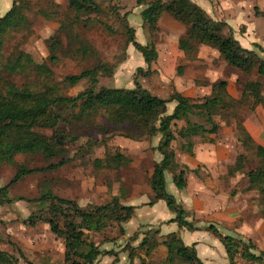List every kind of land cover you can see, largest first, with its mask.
<instances>
[{"label": "rangeland", "instance_id": "374dc122", "mask_svg": "<svg viewBox=\"0 0 264 264\" xmlns=\"http://www.w3.org/2000/svg\"><path fill=\"white\" fill-rule=\"evenodd\" d=\"M12 1L0 0V16L9 10ZM27 1L30 5L24 10L26 23L22 28L10 31L3 39L0 63H5L9 56L20 50L30 55L35 62H44L49 73H41L33 67L28 68L25 72L10 77L18 85L25 83L29 88L39 91L51 86L66 96L74 97L87 88L89 81L82 79L71 85L64 77L103 63L108 69L98 75L95 90L100 86L130 89L134 87L136 78L151 94L161 98L167 99L174 92H179L191 100H200L204 96H210L216 81L226 80L235 70L238 75L237 87L242 88V84L247 80H259L264 91V78L255 70L247 74L240 72L228 66L218 53L208 47L199 46L193 56H184L178 49V40L185 35L186 27L171 16L164 14L155 30L150 33L143 26L140 16L141 9L145 6L142 0H94L99 6L97 12L77 16L69 10L67 0ZM191 1L215 20H227L232 24L234 22V25L238 26L236 31H244V28L237 24L239 20L254 23L258 16L257 23H260V18L264 19V0ZM126 25L132 28L137 42H153L156 46L158 56L149 65L150 72L146 76L136 72L137 67L141 66L146 70L148 66L134 46L127 43ZM229 27L227 25L226 29L233 35V29ZM262 35L264 36V31ZM54 36L59 38L60 43L56 42L57 46L52 52L50 44ZM52 55L56 57L54 61L50 60ZM259 56L255 51V58L258 59ZM180 70L181 72H178ZM234 87L226 86L229 95ZM241 102L240 106L222 108L215 115V121L219 125L215 145H218V148L227 145L236 150V157L241 154L246 156L241 170L234 165L238 171L236 191L240 194L248 190L254 191L249 194L251 204L245 205L240 201L239 207L243 214L238 218L237 224L245 222L251 237L232 236L243 242L250 241L253 245L252 251L261 253L264 252V217L260 210V195L255 189L245 188L247 178L244 171L259 166L263 160L256 155L255 149H246L239 140L243 138L242 132H239V124L242 125L244 116L250 114L242 106L255 108L251 106V97ZM173 106V103L168 104V112H171ZM77 111L79 112L78 109ZM78 112H62L65 120L55 127V139L60 148L57 147L56 155L52 159H46L39 153L15 156L16 162L28 168L45 167L61 159L67 160L59 169L27 175L15 188L10 189L8 196L11 201L0 204V247L12 253L19 264H64L62 239L56 237L46 223L37 222L31 226L27 222L32 212L44 208V205L34 200L47 191L72 199L81 207L109 201L113 195L122 198L126 194V198L121 199L124 203H137L136 200L140 197L146 198V194L148 200L152 197L147 174L154 162L161 158L160 153L155 150L159 144V135L149 136L143 130L130 125L114 124L108 120L104 109L86 112L80 117ZM183 123L179 121L177 126L172 128L176 139L172 141L171 148L179 162L185 165L180 161V156L187 154L181 149L185 139L178 137L176 133ZM40 131L48 136L52 134L50 129ZM192 141L193 152L197 144L208 142L201 140L199 136L192 137ZM213 141L214 138L210 142ZM117 152L122 153L121 165H118L114 158ZM126 157L129 158V163L126 162ZM14 170L15 167L11 165L0 166V187L11 179ZM194 170V174L199 176L200 168ZM165 174L168 179L172 176L167 171ZM163 209H168L165 203ZM161 214L162 211L156 213L158 216ZM148 227L155 228L157 225L140 227L137 231V241L132 237L123 238L125 232L121 233L116 224L101 231H87L86 235L89 240L98 243L101 250H107L105 246L109 247L115 254L108 256L115 264V261H120L118 255L121 253L125 256L129 243L136 245L141 237L140 233L147 231ZM103 256L105 255L98 256L93 264H109V259ZM234 260L237 264L248 262L241 258L239 253L235 255ZM121 262L125 264L126 260L122 258Z\"/></svg>", "mask_w": 264, "mask_h": 264}, {"label": "trees", "instance_id": "16d2710c", "mask_svg": "<svg viewBox=\"0 0 264 264\" xmlns=\"http://www.w3.org/2000/svg\"><path fill=\"white\" fill-rule=\"evenodd\" d=\"M142 2L145 5L140 12L142 24L150 33L155 30L159 19L164 14L186 27L185 35L178 40V49L184 56H193L199 46H209L218 51L228 66L246 74L255 70L256 73L264 75V59H256L255 52L242 47L231 31L226 29L227 24L224 21L213 19L191 0H142ZM29 5L27 0H13L9 10L0 16V56L5 36L10 31L22 28L26 23L24 10ZM67 6L75 16L92 14L99 10L94 0H67ZM126 28L127 43L134 46L148 66L146 70L139 66L136 72L146 76L150 72L149 65L158 56L156 46L153 42L146 44L137 42L132 28L128 25ZM58 39L55 36L51 38L52 52L60 43ZM84 52L85 50L82 51ZM55 59V55L50 57L52 61ZM32 67L41 73H49L44 62H35L30 55L20 50L9 56L5 63H0V166L15 167L11 179L0 187V204L11 201L8 196L10 189L15 188V185L27 175L38 171L56 170L67 162L61 159L45 167L28 168L15 161V156L23 153H39L46 159H52L56 155L57 147L60 148V146L55 139L57 132L55 127L65 120L63 111L78 112V109L80 117L86 112L104 109L108 120L114 124L130 125L135 129L143 130L149 136L159 135V144L156 145L155 150L160 153L161 158L153 164L147 178L152 192V197L147 204L151 205L158 200H163L174 215L169 221L176 222L179 228L197 229L198 227L187 219L188 211L166 189V171L171 173L175 187L183 189L186 186L185 174L189 170L186 165L179 162L175 151L171 148L172 141L176 139L172 128L176 127L179 121L184 122L178 127L176 133L178 137L185 139L181 149L192 155L194 147L192 137L199 136L201 140L210 142L213 140L211 136L217 134L219 125L215 121V115L220 109L236 108L240 106L243 99L249 97L253 99L252 107L263 102L262 84L257 80L244 82L239 98L229 95L225 80L216 81L213 84L214 92L200 100H191L179 92H174L167 99L161 98L151 94L136 78L134 87L130 89L100 86L95 90L98 75L108 69L103 63H97L76 74L64 77V80L71 85L77 84L82 79L89 81L87 88L74 97L66 96L51 86L41 91L33 90L25 83L18 85L10 78ZM170 103L174 106L171 112H168L167 107ZM238 128L243 134V138H239L242 144L246 149H255L256 155L263 160L262 164L244 173L247 178L245 188L255 189L260 195V210L264 217V146L255 144L243 125L239 124ZM40 129H50L52 134L48 136ZM114 158L118 165L122 164V153L117 152ZM245 158V154L237 155L235 162L237 169H242ZM129 161L126 157V162L129 163ZM125 195L122 196L123 199L126 198ZM122 198L113 195L109 201L99 204L90 203L86 207H81L72 199L47 191L34 200L39 201L44 208L32 212L27 222L31 226L37 222L46 223L49 230L62 239L64 264H93L98 256L115 253L112 250H101L98 243L88 239L86 232L101 231L116 224L119 226V231L123 233L121 224L134 215L135 206L122 202ZM205 228L218 237L230 264H237L234 257L238 253L241 258L248 261L264 264V252H253L250 241L243 242L232 235L223 234L214 223L207 224ZM159 232L157 227H148L147 231L140 233L141 237L136 245H128V264H148L146 258L159 244L167 248L164 264H203L193 245H185L174 232L163 237H160ZM138 234L139 232L136 231L131 237L138 240ZM0 264L19 263L12 253L0 247Z\"/></svg>", "mask_w": 264, "mask_h": 264}, {"label": "crops", "instance_id": "0c3cea01", "mask_svg": "<svg viewBox=\"0 0 264 264\" xmlns=\"http://www.w3.org/2000/svg\"><path fill=\"white\" fill-rule=\"evenodd\" d=\"M257 17L253 21L254 23L237 21L240 28H244L242 32L236 31V27L238 26L234 25V22L233 24L227 20L224 22L230 26V29H233L234 38L238 40V43L242 47L254 52L256 51L260 55L259 59H264V36L262 35L264 31V19L260 18V23H257ZM203 47H208L218 53L215 48L209 46ZM260 76L264 78V75ZM237 78V71L234 70V73L225 80L228 88L231 85L235 86L231 91V95L235 98H239L241 95V88L237 87L238 84L236 83ZM203 84L202 87L205 85ZM262 95L263 102L255 106L254 109L249 108L247 105L242 106L250 114L244 116L241 123L252 136L254 142L264 146V91H262ZM217 135L211 136L214 138L213 142H205L202 145L197 144L193 155L186 154L180 156V161L189 169L200 168L199 174L203 173L201 176H197L193 171L188 170L189 172L185 174L186 186L183 189H177L172 182V178L169 177L168 179L165 174L167 191L173 194L184 209L188 211L187 219L198 228L194 230L179 228L176 222L169 221L174 215L169 209L167 211L163 209L165 202L163 201L164 203H162V200H158L149 205L147 204L149 200L146 194V198L140 197L139 200H136L137 203L133 201L126 202L127 204L134 205L135 211L128 221L121 224L125 232L122 235L123 238L131 237L143 225H157L160 237L174 232L185 245H193L197 256L203 264H230L224 246L218 237L205 228L207 224L204 221L214 223L225 234L247 236V238H250L251 234L247 232L248 227L246 223L238 225L237 221L241 214H243L240 210L241 207H239L241 205L240 201L244 202L245 205L251 204V195L249 194L254 190L244 191L241 194L236 191L238 171L234 165L237 151L232 150L227 145L218 148V145H215L217 143ZM152 166L149 168L147 176L150 175ZM159 211H162L160 216L156 215ZM129 244L134 245L132 242ZM105 248L111 250L107 246ZM166 255L167 248L165 245L159 244L146 258V261L148 264H164ZM118 256L120 261H115V264H122V258L126 260L125 264H128L126 253L125 256L121 253ZM103 257L109 259V264H113V259L110 256L105 255Z\"/></svg>", "mask_w": 264, "mask_h": 264}, {"label": "built area", "instance_id": "2783aa9c", "mask_svg": "<svg viewBox=\"0 0 264 264\" xmlns=\"http://www.w3.org/2000/svg\"><path fill=\"white\" fill-rule=\"evenodd\" d=\"M247 264H259V263L253 262V261H248Z\"/></svg>", "mask_w": 264, "mask_h": 264}]
</instances>
